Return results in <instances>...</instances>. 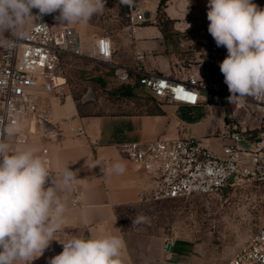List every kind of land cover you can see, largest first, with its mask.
<instances>
[{"label":"built area","instance_id":"built-area-1","mask_svg":"<svg viewBox=\"0 0 264 264\" xmlns=\"http://www.w3.org/2000/svg\"><path fill=\"white\" fill-rule=\"evenodd\" d=\"M125 8V30L129 35L141 26L156 23L151 13L133 1L125 3ZM58 15L57 12L39 16L36 9L30 26L9 29L0 36V129L19 124L15 133L19 143L27 140V133L21 131L23 123L31 134L38 129L39 122L51 125V115L43 107L42 97L61 95L65 83L58 86L55 80L63 78L62 60L84 57L78 30L70 23L59 22ZM174 31L187 37L186 45L181 42L178 47L193 56L177 59L173 76L147 70L144 51H135L130 65L119 64L114 43L106 33L95 39L88 57L107 66L119 85L138 87L154 100L226 109L229 125L220 135L224 142L221 154L216 155L202 139L187 137L125 144L122 150L127 159L155 182L151 196L154 201L217 194L233 185L264 180V96L229 102L230 93L219 68L226 56L210 44L204 24L196 22ZM190 68L195 70L190 72ZM244 107L257 117L258 128L242 131L234 121V111ZM70 131L77 137L85 135L80 126L71 127ZM239 141H245L251 149L237 147ZM101 167L109 165L106 161L96 162L100 176L105 175ZM77 202L74 193L73 203ZM62 250L60 245L58 251ZM225 264H264V225Z\"/></svg>","mask_w":264,"mask_h":264},{"label":"crops","instance_id":"crops-1","mask_svg":"<svg viewBox=\"0 0 264 264\" xmlns=\"http://www.w3.org/2000/svg\"><path fill=\"white\" fill-rule=\"evenodd\" d=\"M129 1H133L146 12L156 16L159 0ZM207 3L208 0L166 1L162 7V14L168 21L169 32H173L176 28L183 29L196 22L204 24L208 29ZM253 3L264 8V0H253ZM35 10L32 9V15ZM125 12V3L122 0H113L105 5L104 17L116 18L117 24L113 31H99L89 22L91 19L92 23L95 22L96 18L103 15V11L98 12V15L94 14L87 23H70L78 30L80 39L83 37L88 40L86 47L88 53L84 56L91 54L95 39L106 33L119 47L120 54L115 57L119 64L130 65L132 54L135 51H144L146 54L144 65L147 70L173 76L171 65L177 58L171 61L172 58L169 57L174 55L173 51L169 49V37L164 36L156 24L141 26L132 35H129L125 30ZM111 20L109 19V23H107L113 27L114 24ZM32 23L33 17L26 20L19 28L28 27ZM6 31L0 32V36ZM208 36L210 44L227 56V50L224 47L218 48L209 32ZM104 67L111 77L108 67ZM134 88L136 87L125 88L124 90H129L130 94L124 96L133 95ZM155 103L158 109L154 113L115 114L94 111L88 113L84 111L88 104L78 103L71 96L66 95L61 99L53 94L44 95L42 104L50 112L51 130L48 133H42L37 129L34 134H31L26 131L27 126L23 123L21 131L27 133L25 143L17 142L15 134L4 136V140L10 145V150L13 152L27 148L35 149L36 154L46 162L51 175L57 181L62 180V173L66 167H69L76 175L71 188H64L62 183L57 187V194L65 205L64 223L54 234L49 247L40 257L31 261V264H49L50 258L60 253L59 246L73 237L90 238L105 234L118 236L124 241L120 255L122 264H145L143 241H139L137 233L124 232L121 215L129 208L138 209L149 201L154 202L151 196L155 182L127 159L122 146L129 143H148L156 140L187 138L194 135L197 139H202L216 155H220L221 146L218 148L212 143H208V136L205 134L224 129L222 117L226 112V109L208 106V121L214 122L216 119V126L210 128L207 125L200 129L201 121H181L174 116V112L195 113L200 110L202 105L189 107L157 100ZM94 106L95 103L92 102V108ZM74 126L82 127L85 135L83 137L75 136L70 131V128ZM241 149H251V146L248 145L247 148ZM98 161H106L109 167L114 163L121 162L125 165V171L123 174L113 172L100 176L96 168ZM74 193L78 197L76 204L73 203ZM171 248L172 246L166 255V261H160V250L158 249V257L150 256L148 264H174L175 262H171V259L178 256L179 252H172ZM139 252L140 259H138ZM188 254L189 251L184 256ZM16 264H24V262L17 261Z\"/></svg>","mask_w":264,"mask_h":264},{"label":"clouds","instance_id":"clouds-1","mask_svg":"<svg viewBox=\"0 0 264 264\" xmlns=\"http://www.w3.org/2000/svg\"><path fill=\"white\" fill-rule=\"evenodd\" d=\"M106 3L107 0H0V32L22 26L33 17L32 9H37L39 16L58 12L56 19L61 23H87L103 11ZM207 9V30L216 46L227 50L219 68L230 93L228 101L264 96V8L253 0H208ZM18 130L17 123L0 129V264H31L44 253L65 220V205L56 189L61 183L71 188L76 179L69 167L63 170L61 181L54 179L35 149L11 151L3 137ZM124 171L121 162L101 167L103 174ZM62 245V252L50 258L49 264H122L124 241L115 235L73 237Z\"/></svg>","mask_w":264,"mask_h":264},{"label":"rangeland","instance_id":"rangeland-1","mask_svg":"<svg viewBox=\"0 0 264 264\" xmlns=\"http://www.w3.org/2000/svg\"><path fill=\"white\" fill-rule=\"evenodd\" d=\"M121 7V6H120ZM123 12V10H121ZM98 15V13H96ZM112 19L113 27L109 26ZM99 31H113L116 18L103 15L89 21ZM108 22V23H107ZM111 23V22H110ZM187 37L179 32H171L168 40L169 49L173 51L171 61L191 57L193 54L178 47L185 43ZM88 40L81 37L82 51L87 50ZM116 55L120 54L117 43H114ZM186 47V46H185ZM184 47V48H185ZM148 66V65H147ZM148 68V67H147ZM63 78L56 79L55 84L62 88L61 99L71 96L76 102L88 104L85 112L92 113H138L157 112L155 100L147 96L140 88L133 89V95H122L125 91L111 79L105 67L96 63L88 56L67 58L61 66ZM171 70L176 74L172 64ZM195 69L190 68L193 72ZM92 102L95 103L92 108ZM202 105L195 113L175 111L174 116L181 121H201L204 126H216L215 121H208V107ZM230 109L233 111L234 107ZM234 121L242 131L258 128V119L244 107L235 110ZM218 124V123H217ZM229 120L222 117L223 132L227 129ZM220 126V125H218ZM222 131L207 133L208 143L220 148L224 142L220 139ZM190 137L197 138L194 135ZM237 147L247 148L245 141L237 142ZM140 217L145 219L137 221ZM122 229L125 233H137L139 241H143L145 264L150 256L157 258L160 250V261H166L168 251L166 244L170 243L172 252H179L171 262L174 264H225L231 259L252 234L264 225V180L247 181L240 185L225 188L222 192L211 195H193L184 199L149 201L138 209L129 208L122 215ZM134 221V223H132ZM189 251V254L184 256ZM131 256V255H130ZM140 252L138 259H140Z\"/></svg>","mask_w":264,"mask_h":264},{"label":"trees","instance_id":"trees-1","mask_svg":"<svg viewBox=\"0 0 264 264\" xmlns=\"http://www.w3.org/2000/svg\"><path fill=\"white\" fill-rule=\"evenodd\" d=\"M166 1H168V0H159V2H158L156 16H155V19H156L155 24H156V26L159 27V29L164 34V36L169 37L171 32H169V29H168V21L163 17V14H162V7L166 3ZM65 59H67V58H64L62 60V63H64ZM120 87H122L123 89L129 88V87H126L123 85H120Z\"/></svg>","mask_w":264,"mask_h":264},{"label":"water","instance_id":"water-1","mask_svg":"<svg viewBox=\"0 0 264 264\" xmlns=\"http://www.w3.org/2000/svg\"><path fill=\"white\" fill-rule=\"evenodd\" d=\"M130 94V91L129 90H126L122 93V95H129ZM38 129L42 132V133H48L50 130H51V125L49 124H45V123H42V122H39L38 123ZM170 248V243H167L166 244V247H165V250L168 251Z\"/></svg>","mask_w":264,"mask_h":264},{"label":"bare ground","instance_id":"bare-ground-1","mask_svg":"<svg viewBox=\"0 0 264 264\" xmlns=\"http://www.w3.org/2000/svg\"><path fill=\"white\" fill-rule=\"evenodd\" d=\"M56 85V84H55Z\"/></svg>","mask_w":264,"mask_h":264}]
</instances>
